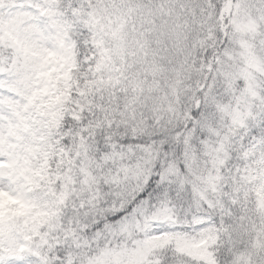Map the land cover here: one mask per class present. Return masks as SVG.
Instances as JSON below:
<instances>
[{
    "label": "snow or ice",
    "instance_id": "snow-or-ice-1",
    "mask_svg": "<svg viewBox=\"0 0 264 264\" xmlns=\"http://www.w3.org/2000/svg\"><path fill=\"white\" fill-rule=\"evenodd\" d=\"M0 264H264V0H0Z\"/></svg>",
    "mask_w": 264,
    "mask_h": 264
}]
</instances>
